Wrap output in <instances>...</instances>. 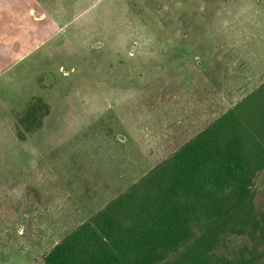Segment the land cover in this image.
<instances>
[{
	"label": "rangeland",
	"instance_id": "1",
	"mask_svg": "<svg viewBox=\"0 0 264 264\" xmlns=\"http://www.w3.org/2000/svg\"><path fill=\"white\" fill-rule=\"evenodd\" d=\"M263 80L264 0H0V264H43Z\"/></svg>",
	"mask_w": 264,
	"mask_h": 264
},
{
	"label": "trees",
	"instance_id": "2",
	"mask_svg": "<svg viewBox=\"0 0 264 264\" xmlns=\"http://www.w3.org/2000/svg\"><path fill=\"white\" fill-rule=\"evenodd\" d=\"M50 108L31 100L16 136ZM264 82L73 229L43 264H264ZM243 237L231 256L223 239Z\"/></svg>",
	"mask_w": 264,
	"mask_h": 264
},
{
	"label": "crops",
	"instance_id": "3",
	"mask_svg": "<svg viewBox=\"0 0 264 264\" xmlns=\"http://www.w3.org/2000/svg\"><path fill=\"white\" fill-rule=\"evenodd\" d=\"M263 82H264V80L261 81L258 85H256V87H255L253 90H255L256 88H258ZM253 90H252V91H253ZM252 91H250L249 93H251ZM249 93H247V94H245L244 96H242L241 98H239V99H238L236 102H234L233 104H230V106L227 108V110H228L229 108L233 107L237 102H239L243 97H245V96L248 95ZM227 110H225L224 112H226ZM224 112H223V113H224ZM223 113H221V114H223ZM221 114H220V115H221ZM220 115H219V116H220ZM219 116H218V117H219ZM218 117H217V118H218ZM213 121H214V120H213ZM213 121H212V122H213ZM209 124H210V123H209ZM209 124H208V125H209ZM208 125H207V126H208ZM207 126H206V127H207ZM201 131H202V130H201ZM193 137H194V136H193ZM191 138H192V137H191ZM191 138H190V139H191ZM190 139H189V140H190ZM189 140H187V141H189ZM187 141H186V142H187ZM186 142H185V143H186ZM185 143H184V144H185ZM184 144H183V145H184ZM180 147H181V146H180ZM180 147H179V148H180ZM179 148H178V149H179ZM178 149H176V150H178ZM176 150H175V151H176ZM175 151H174V152H175ZM172 153H173V152H172ZM146 173H147V172H146ZM139 179H140V178H139Z\"/></svg>",
	"mask_w": 264,
	"mask_h": 264
}]
</instances>
